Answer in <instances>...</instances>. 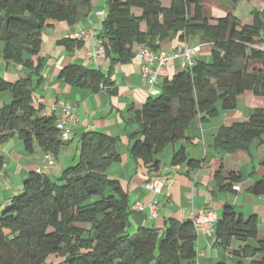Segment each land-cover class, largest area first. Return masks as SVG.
<instances>
[{"label":"trees","instance_id":"obj_1","mask_svg":"<svg viewBox=\"0 0 264 264\" xmlns=\"http://www.w3.org/2000/svg\"><path fill=\"white\" fill-rule=\"evenodd\" d=\"M105 7L96 38L109 62L108 72L68 64L58 80L70 87L114 95L113 67L130 62L139 46L158 52L171 34L183 41L200 33L201 41L209 46L210 62L195 59L190 69L163 80L158 95L130 110L136 129L128 134L127 154L149 172H159L160 154L184 139L192 122L206 123L217 117L218 104L223 112H231L237 98L247 92L264 97V2L261 10L251 11L250 23L229 15L207 20L202 17L201 0H171L167 8L161 0H106ZM90 12V0H0L2 60L28 72L14 83L0 78V94L10 95L9 102L0 107V145L16 136L25 153L32 154L37 145L53 158L68 145L56 129L55 115H42L44 108L33 106L32 92L42 84L43 30L54 23L74 26ZM141 23L144 32L139 29ZM57 45L70 51L82 43L66 38ZM255 141L264 147V110L260 108L245 120L221 126L213 150L233 154L247 150ZM118 142L102 132H84L76 159L57 178L47 176L43 169L26 173L20 192L0 210V264H50L49 257L51 264L55 259L56 264H196V231L191 220L169 218L160 228L129 231L133 213L144 210H132L129 196L107 175L111 165L121 162ZM182 163L196 171L202 162L187 159L180 149L171 166ZM4 164L0 155V171ZM260 166L264 172V158ZM219 170L214 174L217 189L233 193L240 176L223 175ZM246 191L264 198V173ZM257 224L256 216L244 220L224 207L214 226L215 243L226 248L233 239L255 240ZM247 250L246 244L237 254ZM250 264H264L263 242L254 249Z\"/></svg>","mask_w":264,"mask_h":264},{"label":"crops","instance_id":"obj_2","mask_svg":"<svg viewBox=\"0 0 264 264\" xmlns=\"http://www.w3.org/2000/svg\"><path fill=\"white\" fill-rule=\"evenodd\" d=\"M170 1L161 0V6L169 7ZM90 2V14L76 25L69 27L64 23H54L52 27L45 28L43 33L56 31L50 35L48 44L45 43L42 33L39 56L45 58V63L42 71V84L32 92L33 106L35 108L42 106L44 108L42 115L51 113L54 115L55 112L60 111L61 104L67 102L75 108L78 118L77 124L73 127L72 138L68 141L69 145L62 148L56 158L52 157L53 166L44 173L51 178L54 175V178H57L76 159L79 152V136L82 133L96 131L116 137L119 139L116 151L120 155L121 162L109 167L108 176L119 183L122 190L129 196L131 205L153 203L157 206L154 219L149 218L146 209L142 213H133L129 227L131 233L144 226L160 228L169 218L193 221L201 213L203 215L212 214L217 222L224 207H230L244 220L253 215L257 217V238L247 243L233 239L228 247H221L215 243V222L212 234L208 235L204 232L196 234L197 257L195 262L196 264H250L254 249L261 242L264 245V198L254 197L246 190L264 173L260 166L264 151L255 141L247 150L223 154L213 150V142L221 126L234 120L247 119L256 108L264 110L259 105L261 97L247 92L237 98L236 108L231 112H223L218 104L217 117L206 123L199 122V119L192 122L187 128L185 138L168 146L160 154L159 172H149L140 161H132L127 154L128 134L136 129V125L130 122L132 116L130 110L140 108L148 98L158 95L163 80L170 79L183 69L182 62L180 59H172L165 64L154 87L155 95L149 92L147 80L141 75L142 61L138 55V48L135 49V57L130 62L113 67L111 77L116 93L112 96L105 92L93 93L87 89L73 88L59 81L58 74L68 64L96 69L103 74L108 72L107 59L99 58L94 61L89 58V54L95 52L99 46L96 37L106 13V0H90ZM253 2L255 0L247 2L248 8L252 10L263 8V0H259L260 5L258 8L254 7L255 9H253ZM239 5L241 6L242 3L231 4L228 0H201L202 17L214 21L229 15L241 22L250 23V13L248 16L246 13L241 17L237 15L236 10ZM139 29L144 32L145 24L141 23ZM88 30L93 35L86 41L75 40L82 43L80 48L74 47L68 51L63 46L57 45L61 39L74 40L72 38L74 34ZM200 36V33H195L182 41L178 34H171L169 39L160 43L158 51L171 54L179 47L199 46L200 50L195 59L208 62L210 59L209 46L201 41ZM1 51L0 41V78L11 83L25 78L28 74L27 70L21 66L5 64ZM9 100L10 95L7 92L1 93L0 107L7 104ZM51 109L56 110L53 112ZM71 148L73 150L70 152ZM180 149L184 150L187 159L202 162L198 170H190L186 163L171 166L174 153ZM0 155L3 156L5 162L0 171L1 210L15 194L20 192L22 179L26 173L42 170L45 154L37 145H34L32 154L25 153L22 142L14 136L0 145ZM219 168L223 175L234 172L240 176L241 181L233 187V193L217 189L214 174ZM154 180H161L164 183L160 194H152L144 188L145 184ZM246 244L248 250L237 254ZM258 257L259 255H255V258Z\"/></svg>","mask_w":264,"mask_h":264},{"label":"built area","instance_id":"obj_3","mask_svg":"<svg viewBox=\"0 0 264 264\" xmlns=\"http://www.w3.org/2000/svg\"><path fill=\"white\" fill-rule=\"evenodd\" d=\"M93 33L88 31H80L72 36L74 40L86 41ZM200 50L199 46L189 47L185 46L183 48L179 47L177 50L171 54H166L162 51L154 52L145 46L138 47V55L142 61L140 68L141 75L147 80L149 85V92L152 95L156 94L154 87L157 84L158 76L165 64L172 59H180L182 62L183 69H190L195 61V57L198 55ZM89 58L92 60H97L99 58H104V48L99 44L97 50L89 54ZM55 112L56 109H51ZM56 117V129L60 132L61 140L68 142L71 140L73 135V127L77 124L78 118L75 112V108L70 103H62L61 109L55 112ZM44 165L41 167L43 170H50L53 166L52 156L46 154L44 157ZM163 181L154 180L145 184L144 188L146 191L152 194H160L163 189ZM146 208L149 209V215L151 218H155L157 206L153 203L146 205L142 203H135L132 206L134 211H143ZM216 222L212 214L198 215L192 221L195 228L196 234L199 232H204L208 235L212 234V228Z\"/></svg>","mask_w":264,"mask_h":264},{"label":"rangeland","instance_id":"obj_4","mask_svg":"<svg viewBox=\"0 0 264 264\" xmlns=\"http://www.w3.org/2000/svg\"><path fill=\"white\" fill-rule=\"evenodd\" d=\"M254 1V0H253ZM241 3H242V5L240 6L239 5V7H238V9L236 10V13H237V15L239 16V17H241L244 13H246L247 14V16L249 15V13H251V11H252V8H248V3H247V1H240ZM256 2V3H255ZM255 2H253V9H255L254 7H256V8H258L259 6L258 5H260V2H259V0H255ZM247 5V6H246ZM53 33H56V31L54 32V31H49V32H44L43 33V36H44V38H45V43H47L48 44V42H50V35H52ZM42 55V54H41ZM208 62H210V59L208 60ZM262 99V100H261ZM259 100H261L260 102H259V105H261L263 108H264V97H261ZM69 145V144H68ZM262 149H263V151H264V147H262ZM73 149L71 148L70 149V152L72 151ZM59 165H60V163H59ZM108 175V174H107ZM55 177V175L52 177V178H54ZM51 257H53V256H51ZM48 262H50V264H51V258L49 257L48 258ZM58 262V259H55V260H53L52 261V264H56Z\"/></svg>","mask_w":264,"mask_h":264}]
</instances>
